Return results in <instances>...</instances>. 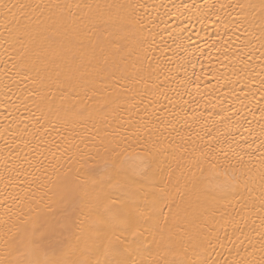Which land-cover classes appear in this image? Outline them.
<instances>
[{
	"label": "snow or ice",
	"instance_id": "6c2138e0",
	"mask_svg": "<svg viewBox=\"0 0 264 264\" xmlns=\"http://www.w3.org/2000/svg\"><path fill=\"white\" fill-rule=\"evenodd\" d=\"M203 7L0 0V264H264V0Z\"/></svg>",
	"mask_w": 264,
	"mask_h": 264
},
{
	"label": "bare ground",
	"instance_id": "6f19581e",
	"mask_svg": "<svg viewBox=\"0 0 264 264\" xmlns=\"http://www.w3.org/2000/svg\"><path fill=\"white\" fill-rule=\"evenodd\" d=\"M45 2H47V0H45ZM146 2L149 4L150 16L156 17L157 19L163 16V18L168 20V23L172 25L173 28H184L185 31L183 32V35L185 37V42H188V39L190 38L192 47H196L197 45L202 46L209 33H212L213 35L215 34L216 24L210 23L207 17H211V20L215 21L216 15L213 13L216 12V9H212L210 11L206 10L203 7L206 0H146ZM207 2L218 6L220 3H228L229 0H207ZM153 5H155V7H153ZM163 5H167L168 7L165 8ZM173 5H190V7L186 9H177L173 7ZM169 9H171V11H169ZM229 12L231 13V18H235L238 15V12L233 11L231 8L226 11H221L219 14L221 16H225ZM258 34L259 33L257 32V35ZM233 39H235V37H233ZM193 59L196 64L197 71L202 70V64L204 65V70L207 69L209 65L207 60H201L199 57H195ZM216 67H219V64H216ZM189 68H191V65H189ZM206 83L207 81H201L202 89ZM212 83H215V81L213 80ZM12 98L15 99L14 96ZM187 98L188 97L185 96V99ZM237 106L239 107V105ZM245 115L248 114L245 113ZM248 118L251 119V116L249 115ZM2 119L3 118L0 117V120ZM0 143H3V141H0Z\"/></svg>",
	"mask_w": 264,
	"mask_h": 264
}]
</instances>
